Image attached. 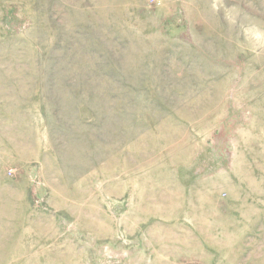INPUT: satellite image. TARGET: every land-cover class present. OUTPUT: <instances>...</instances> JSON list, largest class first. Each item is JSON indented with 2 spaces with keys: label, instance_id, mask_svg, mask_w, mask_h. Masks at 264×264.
Instances as JSON below:
<instances>
[{
  "label": "rangeland",
  "instance_id": "obj_1",
  "mask_svg": "<svg viewBox=\"0 0 264 264\" xmlns=\"http://www.w3.org/2000/svg\"><path fill=\"white\" fill-rule=\"evenodd\" d=\"M0 264H264V0H0Z\"/></svg>",
  "mask_w": 264,
  "mask_h": 264
}]
</instances>
